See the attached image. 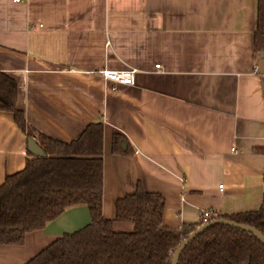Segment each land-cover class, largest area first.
Listing matches in <instances>:
<instances>
[{"label": "crops", "instance_id": "obj_1", "mask_svg": "<svg viewBox=\"0 0 264 264\" xmlns=\"http://www.w3.org/2000/svg\"><path fill=\"white\" fill-rule=\"evenodd\" d=\"M257 5L0 0V73L15 81L27 122L47 136L69 143L88 124L103 123L105 218L115 221L116 201L137 182L162 195L170 228L198 224L202 211H256L264 195ZM127 69L137 71L131 86L100 75ZM115 131L126 140L122 153L112 150ZM26 151L13 115L0 111V186L24 168ZM90 222L85 205L67 207L22 245H0V264H26Z\"/></svg>", "mask_w": 264, "mask_h": 264}, {"label": "trees", "instance_id": "obj_2", "mask_svg": "<svg viewBox=\"0 0 264 264\" xmlns=\"http://www.w3.org/2000/svg\"><path fill=\"white\" fill-rule=\"evenodd\" d=\"M254 48L264 53V0H258ZM16 100L15 81L0 73V111L12 114L27 141L33 139L44 155L35 157L27 150L24 168L7 175L0 186V245H22L27 233L43 228L67 207L85 205L90 224L56 240L26 264H171L175 251L201 222L166 227L164 198L137 182L115 206V221L132 229L116 231L115 221L102 214L103 123L88 124L65 143L34 129ZM122 143L123 135L113 132V152L122 153ZM209 218L247 225L264 236V195L256 211L211 213ZM178 264H264V244L246 231L218 224L191 241Z\"/></svg>", "mask_w": 264, "mask_h": 264}, {"label": "water", "instance_id": "obj_3", "mask_svg": "<svg viewBox=\"0 0 264 264\" xmlns=\"http://www.w3.org/2000/svg\"><path fill=\"white\" fill-rule=\"evenodd\" d=\"M259 57V63L257 66V73L259 75H264V53L259 52L258 53ZM122 149H125V146L122 143ZM27 150L28 152L35 157H40L44 155V152L42 149L36 144V142L33 139H29L27 141ZM225 225L231 228L239 229L242 231H246L250 234H252L256 239H258L262 244H264V236L257 231L255 228L247 226V225H242V224H237L235 222L229 221L227 219H216L208 222L207 224L201 226L199 229L195 230L193 233L189 235V237L178 247V249L175 251L173 257H172V263L171 264H178L180 255L184 251V249L187 247V245L193 241L197 236L202 234L204 231H206L208 228L214 225Z\"/></svg>", "mask_w": 264, "mask_h": 264}, {"label": "built area", "instance_id": "obj_4", "mask_svg": "<svg viewBox=\"0 0 264 264\" xmlns=\"http://www.w3.org/2000/svg\"><path fill=\"white\" fill-rule=\"evenodd\" d=\"M14 1H20V0H14ZM160 65H155V69H159ZM257 71V67L255 68ZM137 71L135 69H127L124 71H107L103 70L100 71L101 77L106 81L111 83L114 87L123 85V86H131L135 82V76ZM220 189H222V185L219 186ZM211 211H202L200 215V222L201 226L207 224L210 222V215Z\"/></svg>", "mask_w": 264, "mask_h": 264}]
</instances>
